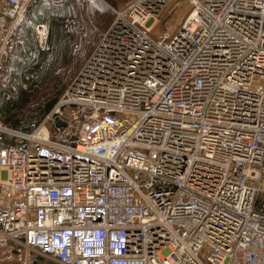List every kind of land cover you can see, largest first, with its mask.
<instances>
[{"label": "built area", "instance_id": "built-area-1", "mask_svg": "<svg viewBox=\"0 0 264 264\" xmlns=\"http://www.w3.org/2000/svg\"><path fill=\"white\" fill-rule=\"evenodd\" d=\"M177 1L118 9L26 142L0 145V242L25 264H264V0H186L154 36ZM31 2L0 0V67L24 27L49 49Z\"/></svg>", "mask_w": 264, "mask_h": 264}, {"label": "rangeland", "instance_id": "rangeland-1", "mask_svg": "<svg viewBox=\"0 0 264 264\" xmlns=\"http://www.w3.org/2000/svg\"><path fill=\"white\" fill-rule=\"evenodd\" d=\"M130 1L132 0H79V2L75 0H32V14L35 19L50 21L53 17H61L69 25L68 44L60 53L56 66L65 60L62 58L65 55V50H67L69 62L58 73L53 74V86H48L46 89L40 82L39 85L35 83V77L25 88L16 87L13 95H9V90L6 88L11 83L5 86L0 84V123L2 127L31 133L33 131L31 124L41 122L49 114L53 103L56 102L62 92L63 84L61 81L68 83L78 72L85 57L89 54L98 32L108 27L116 11ZM180 4L183 7H178ZM185 6L186 0H178L176 5L165 10L154 25L152 34L161 37L164 31L175 30L179 25L180 18L184 17L188 10V7L185 8ZM23 29L26 32L28 27L22 28V31ZM18 33L23 34L22 32ZM12 41L15 42L14 37ZM19 75H21L20 71H17L16 79L21 78ZM7 95H9L8 98ZM49 103L51 105L48 106ZM67 122L68 120L62 117L52 115L46 125L50 130L60 128L76 135L77 127ZM0 137L12 141L13 146H21L26 142L25 138L2 129H0ZM0 255L3 259L0 264H25L26 262L24 248L11 241L0 242ZM35 258L43 262L42 258Z\"/></svg>", "mask_w": 264, "mask_h": 264}, {"label": "crops", "instance_id": "crops-1", "mask_svg": "<svg viewBox=\"0 0 264 264\" xmlns=\"http://www.w3.org/2000/svg\"><path fill=\"white\" fill-rule=\"evenodd\" d=\"M32 13L31 2L27 11V19L30 22H36L38 19H35ZM19 32L23 33L20 35L22 41L13 42L10 40V43L8 44V53L3 58L0 67V84L5 86L6 84L12 83L13 80L16 79V72L20 71V77L26 74H33L35 77V83L38 85L40 83L43 84L45 89L48 88V86H53V74L58 73L69 62L67 58L68 53H66L67 50H65V57H62L63 59L65 58V60L58 63L56 66L60 53L57 51L49 53V49L47 51L42 50L38 46L35 38L30 34L29 28L26 32L24 29L23 31L20 29ZM67 38V36L63 37L65 40H67ZM61 82L64 85L65 81ZM10 85L6 87L8 90H10ZM48 105H50V103ZM0 145L9 146L12 145V141L5 137H0ZM3 178L4 172L0 170V180Z\"/></svg>", "mask_w": 264, "mask_h": 264}, {"label": "trees", "instance_id": "trees-1", "mask_svg": "<svg viewBox=\"0 0 264 264\" xmlns=\"http://www.w3.org/2000/svg\"><path fill=\"white\" fill-rule=\"evenodd\" d=\"M68 27L69 25L65 22V19L61 17L51 18V20L49 21V32H48L49 53L52 51H57L58 53L64 51L63 48L67 46L68 41L63 39V37L67 36ZM61 47H62V51H61ZM61 89H63V87H61ZM58 124L60 125V123Z\"/></svg>", "mask_w": 264, "mask_h": 264}, {"label": "bare ground", "instance_id": "bare-ground-1", "mask_svg": "<svg viewBox=\"0 0 264 264\" xmlns=\"http://www.w3.org/2000/svg\"><path fill=\"white\" fill-rule=\"evenodd\" d=\"M0 127L3 128L1 125H0ZM6 130H8V129H6ZM11 131H12L11 133H14L15 135H20V136L24 137V135L22 133H20L19 131H14V130H11ZM44 133H46V132L44 131Z\"/></svg>", "mask_w": 264, "mask_h": 264}]
</instances>
